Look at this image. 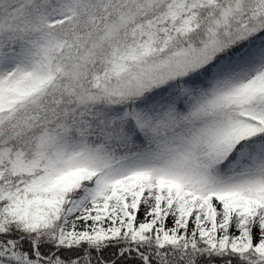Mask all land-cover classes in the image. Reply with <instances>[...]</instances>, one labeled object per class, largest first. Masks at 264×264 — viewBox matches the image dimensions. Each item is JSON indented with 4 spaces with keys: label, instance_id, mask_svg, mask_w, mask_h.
Returning a JSON list of instances; mask_svg holds the SVG:
<instances>
[{
    "label": "snow or ice",
    "instance_id": "6c2138e0",
    "mask_svg": "<svg viewBox=\"0 0 264 264\" xmlns=\"http://www.w3.org/2000/svg\"><path fill=\"white\" fill-rule=\"evenodd\" d=\"M0 264H264V0H0Z\"/></svg>",
    "mask_w": 264,
    "mask_h": 264
}]
</instances>
